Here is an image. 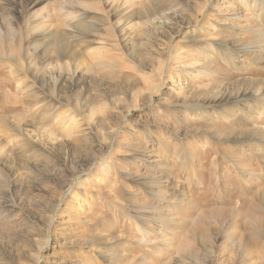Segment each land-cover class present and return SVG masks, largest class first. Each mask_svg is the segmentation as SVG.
<instances>
[{
  "label": "rangeland",
  "instance_id": "obj_1",
  "mask_svg": "<svg viewBox=\"0 0 264 264\" xmlns=\"http://www.w3.org/2000/svg\"><path fill=\"white\" fill-rule=\"evenodd\" d=\"M0 264H264V0H0Z\"/></svg>",
  "mask_w": 264,
  "mask_h": 264
}]
</instances>
